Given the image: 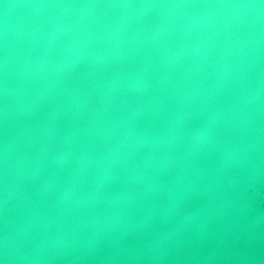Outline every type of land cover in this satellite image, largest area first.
<instances>
[{
	"label": "water",
	"instance_id": "95a60500",
	"mask_svg": "<svg viewBox=\"0 0 264 264\" xmlns=\"http://www.w3.org/2000/svg\"><path fill=\"white\" fill-rule=\"evenodd\" d=\"M0 264H264V0H0Z\"/></svg>",
	"mask_w": 264,
	"mask_h": 264
}]
</instances>
